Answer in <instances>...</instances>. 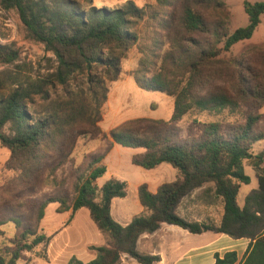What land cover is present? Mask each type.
Instances as JSON below:
<instances>
[{
	"label": "trees",
	"instance_id": "1",
	"mask_svg": "<svg viewBox=\"0 0 264 264\" xmlns=\"http://www.w3.org/2000/svg\"><path fill=\"white\" fill-rule=\"evenodd\" d=\"M211 2L224 6L222 0H181L180 5L176 0H156L148 11L128 0L118 9L91 7L79 12L60 1L49 5L41 0H0L1 8L17 10L29 37L44 44L57 62L55 71L45 77L18 73L0 80V145L10 151L2 172L21 171L28 176V162L33 163L30 172L35 170L75 128L87 126L100 134V109L92 111L84 99H79L84 93L72 92L69 86L73 80L84 79L87 95L100 107L109 92L106 81L119 80L122 62L134 47L140 54L132 74L138 87L174 99L173 115L168 121L135 118L113 128L104 152L91 160L89 174L78 178L74 197L57 194L41 201L36 207L35 226H26L15 216L0 220V227L10 222L16 227L12 238L0 230L5 240L0 248V264H17L25 253L46 244L48 238L39 233L38 225L50 204L57 205V213L70 212V219L82 208L88 209L95 225L111 238L108 247H93L97 252L94 260L83 263L72 257L68 264H119L123 255L141 264H154L160 257L140 253L137 243L141 235L155 232L163 223L193 234L211 231L235 239L248 238L251 243L242 264H264V175L257 173L258 188L245 198L242 207L238 204L241 186L251 182L244 162L256 157L257 169L264 162L262 156L253 153L254 145L264 140V131L256 132L263 115L250 112L244 124H231L227 131L222 121L205 123L197 140H176L174 133V125L192 110L218 115L225 110L234 114L242 107L234 94L223 90L204 95L197 91L207 81L203 72L206 67L217 66L221 55L253 37L264 15V1H245L248 23L232 33L216 22H208L197 7ZM18 59V50L0 43V63L12 65ZM237 79L236 94L246 98L251 95L256 108H264V90L251 89L241 76ZM57 86L64 89L62 99L43 112L32 111L36 98L45 99L49 89ZM114 143L143 149L132 157L136 166L153 170L169 164L178 173L174 182L162 184L155 194L145 184L139 187L141 204L150 214L136 216L126 226L113 219L111 202L126 197L128 185L115 178L102 187L97 185L107 172L102 162ZM208 184L223 202L218 226L190 221L178 214L181 200ZM215 258L214 264L238 261L235 251Z\"/></svg>",
	"mask_w": 264,
	"mask_h": 264
},
{
	"label": "rangeland",
	"instance_id": "2",
	"mask_svg": "<svg viewBox=\"0 0 264 264\" xmlns=\"http://www.w3.org/2000/svg\"><path fill=\"white\" fill-rule=\"evenodd\" d=\"M49 5L59 1L73 6L79 12H87L91 7L118 9L122 8L128 0H41ZM140 8L150 10L156 5V0H133ZM224 6H217L216 3H203L197 5L208 22H216L222 26L224 31L232 33L239 27L248 23V17L244 10V2H259L264 0H222ZM180 5L181 0H176ZM0 43L7 44L18 50L19 59L12 65L0 63V80L6 79L10 75L22 73L32 76H48L57 67L56 58L53 53L45 49L44 44L32 40L23 24L16 9L5 10L0 6ZM140 54L134 47L130 50L126 59L122 62L121 76L125 78L117 83L106 81L105 85L109 92L107 100L100 106L90 99L86 91V81L84 79L73 80L69 89L75 93H84L79 99H84L85 103L92 108V111L100 109V120L97 127L100 134H96L94 129L87 126L75 128L71 135L57 150H52L35 170L32 162H28V176L21 171L2 172L0 169V220L5 217H20L25 225L35 226V212L38 204L47 197L57 194H66L71 199L74 197V186L80 176H86L90 171V162L93 157L101 155L106 149L109 131L112 127L133 118H152L169 120L173 114L174 99L162 92L146 91L139 88L133 78V72L138 67ZM221 63L217 66L206 67L204 73L207 81L198 89V93L214 92L223 90L234 94L241 101V110L232 114L225 110L222 114H210L192 110L183 119L174 125L176 140H197L202 135L203 125L208 122L222 121L225 131L231 124H244L246 115L250 112L262 114V118L256 126V132L264 131V108L257 109L253 96L249 98L236 94L237 77L241 76L244 82L250 83L251 89L264 90V15L253 37L244 42L236 44L233 49L221 55ZM216 69V70H215ZM223 72V73H222ZM102 74V72H101ZM222 74V75H221ZM236 75V76H235ZM120 76V78H121ZM134 77V76H133ZM119 78V79H120ZM118 81V80H117ZM116 82V81H115ZM65 92L61 86L49 89V95L43 99L36 98V107L32 111L43 112L48 106H52L55 101L62 99ZM110 94V95H109ZM108 116V117H107ZM115 124V125H114ZM158 130H165L163 126H154ZM111 129V130H110ZM109 130V131H108ZM108 131V132H107ZM8 132V127L6 128ZM85 132V133H84ZM83 133V134H82ZM142 152L143 149H134ZM132 148H125L117 145L116 150L106 159V166L109 173H117L124 177L129 184V190H133L135 184L144 178H152L150 170H145L132 163ZM9 154V150L0 147V162H4ZM254 155H260L264 160V140L256 143L253 147ZM104 162V161H103ZM102 162V163H103ZM258 159L252 158L244 162L245 171L250 176V184H243L238 194V204L242 206L245 197L258 188L257 173L263 175L262 164L257 169ZM105 164V163H103ZM171 170L176 171L169 164ZM143 170L145 174L137 171ZM49 172H52L51 174ZM142 175V176H141ZM101 180L99 183L102 184ZM189 201L210 202L213 204V216L221 214V198L214 193L213 185L208 184L200 192L192 193L188 196ZM181 210H187L181 204ZM65 214L56 212V204H50L46 210L45 217L38 225L39 233L41 227H96L90 217L88 209L84 208L76 220L70 219V214L65 220ZM73 220V223H72ZM64 221V222H63ZM5 232L7 238H12L16 232L13 223H8L0 227ZM4 237L0 235V248L4 246ZM43 246H39L33 253L24 255H42Z\"/></svg>",
	"mask_w": 264,
	"mask_h": 264
},
{
	"label": "crops",
	"instance_id": "3",
	"mask_svg": "<svg viewBox=\"0 0 264 264\" xmlns=\"http://www.w3.org/2000/svg\"><path fill=\"white\" fill-rule=\"evenodd\" d=\"M126 76L130 78L128 80H131V78L134 79L133 76ZM124 78L125 75H122L118 81L113 83L120 82ZM126 121L128 120H125L124 122ZM120 124H114L115 126L111 129L119 126ZM117 145L118 144L114 143L111 151L103 160L105 166L107 157L110 156L114 150H116ZM0 147L2 146L0 145ZM142 152L133 149L131 159L135 154ZM7 155L8 158L3 163L0 162L1 168L4 167L6 161L9 159L10 153H7ZM262 168H264V162L262 164ZM136 170L142 172V175L148 176V174H152V178L139 180L131 191L129 190V184L124 180V177L115 172L109 173L108 167L106 174L97 180V185L99 187H102L106 181L112 178L125 182L128 185L127 196L123 198H114L111 202V215L116 222L123 226L128 225L136 216L150 214V212L141 204L139 199L138 189L141 185L145 184L149 192L155 194L162 184L174 182L178 176L176 169V171H173L164 164L150 170L152 173L148 174L143 173V170ZM101 180L104 181L102 184L99 183ZM204 188L205 187L195 190L193 194L200 192ZM244 202L242 206L244 205ZM182 203L185 205L187 210L190 209L193 211H182ZM221 204V214L219 213V216H213L212 203L198 202L195 200L189 201L188 196H186L179 204L178 214L190 221L209 222L218 226L221 222L223 213L222 200ZM83 211L84 208L79 210L73 220L75 221L80 214H83ZM64 214L66 215L65 220H67L70 212ZM41 232L48 238L46 244L42 245L46 256L26 255L20 259L17 264H68L72 257H76L83 263H88L94 260L97 256V252L93 249V247H108L111 244L110 236L99 230L97 226L68 227V225L65 226L64 224L62 227H41ZM250 243L251 240L248 238L235 239L229 235L211 231L202 234H193L179 226L163 223L155 232L145 233L140 236L137 243V250L145 255L159 256L160 260L154 264H214L217 254L222 257L228 251H235L238 255L237 264H242ZM119 264L141 263L137 262L128 255H123Z\"/></svg>",
	"mask_w": 264,
	"mask_h": 264
}]
</instances>
